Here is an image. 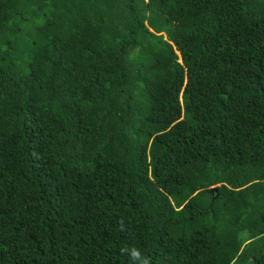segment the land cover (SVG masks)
Returning <instances> with one entry per match:
<instances>
[{
    "label": "trees",
    "instance_id": "obj_1",
    "mask_svg": "<svg viewBox=\"0 0 264 264\" xmlns=\"http://www.w3.org/2000/svg\"><path fill=\"white\" fill-rule=\"evenodd\" d=\"M131 249L264 264V0H0V264Z\"/></svg>",
    "mask_w": 264,
    "mask_h": 264
},
{
    "label": "clouds",
    "instance_id": "obj_2",
    "mask_svg": "<svg viewBox=\"0 0 264 264\" xmlns=\"http://www.w3.org/2000/svg\"><path fill=\"white\" fill-rule=\"evenodd\" d=\"M213 187H214V189H216V186H213ZM121 229L123 230V224H121ZM128 251L129 250H127V249H122V252H128ZM130 255H131V260H132L133 264H148V259L146 257H143L142 254L139 252V250H137V249H131L130 250Z\"/></svg>",
    "mask_w": 264,
    "mask_h": 264
},
{
    "label": "water",
    "instance_id": "obj_3",
    "mask_svg": "<svg viewBox=\"0 0 264 264\" xmlns=\"http://www.w3.org/2000/svg\"><path fill=\"white\" fill-rule=\"evenodd\" d=\"M213 189H214V187L209 192L212 193L213 192Z\"/></svg>",
    "mask_w": 264,
    "mask_h": 264
},
{
    "label": "rangeland",
    "instance_id": "obj_4",
    "mask_svg": "<svg viewBox=\"0 0 264 264\" xmlns=\"http://www.w3.org/2000/svg\"><path fill=\"white\" fill-rule=\"evenodd\" d=\"M223 205V204H222ZM238 264H241V263H238Z\"/></svg>",
    "mask_w": 264,
    "mask_h": 264
}]
</instances>
